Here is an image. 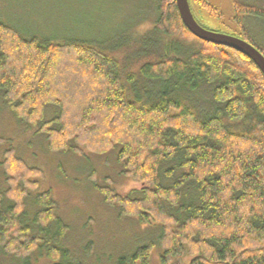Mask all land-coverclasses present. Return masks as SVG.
Instances as JSON below:
<instances>
[{
	"label": "trees",
	"instance_id": "trees-1",
	"mask_svg": "<svg viewBox=\"0 0 264 264\" xmlns=\"http://www.w3.org/2000/svg\"><path fill=\"white\" fill-rule=\"evenodd\" d=\"M189 3L217 14L209 0ZM233 3L242 35L234 36L264 55L244 24L255 10ZM156 8L152 29L105 46L25 36L0 18V99L52 152L117 150L141 196L96 190L121 219L161 226L157 241L120 264H150L155 247L161 264H264V75L238 51L196 38L176 0H156ZM203 88L207 109L198 105ZM0 166L1 254L31 264L39 251L53 264H82L61 246L70 227L51 191L39 192L44 172L12 147Z\"/></svg>",
	"mask_w": 264,
	"mask_h": 264
},
{
	"label": "rangeland",
	"instance_id": "rangeland-1",
	"mask_svg": "<svg viewBox=\"0 0 264 264\" xmlns=\"http://www.w3.org/2000/svg\"><path fill=\"white\" fill-rule=\"evenodd\" d=\"M233 1L255 10L244 15V24L254 44L264 49V0H209L217 14L200 11L195 5L191 9L204 28L242 36L234 20ZM156 17V0H0V18L25 36L37 34L50 40L77 37L103 46L119 40L125 32L140 34L152 29ZM202 95L198 105L207 109L210 98L207 88L202 89ZM0 139L3 140L0 157L12 147L28 165L44 172L39 192L51 191L59 206V216L70 227L61 246L70 251L71 261L120 264L121 259L131 258L139 247L158 240L159 224H142L136 218L121 219L119 206L106 205L95 188V184L110 186L121 195L141 196L142 185L122 174L117 150L105 155L87 151L82 154L52 152L45 135L19 120L1 99ZM6 187L0 166V189ZM193 196L191 192L185 202H190ZM37 211L33 198H28L25 216L31 215L32 219ZM161 252L159 247L153 249L150 264H161ZM39 255V251L34 253L30 263L53 264L46 255ZM0 264L24 263L0 252Z\"/></svg>",
	"mask_w": 264,
	"mask_h": 264
},
{
	"label": "water",
	"instance_id": "water-1",
	"mask_svg": "<svg viewBox=\"0 0 264 264\" xmlns=\"http://www.w3.org/2000/svg\"><path fill=\"white\" fill-rule=\"evenodd\" d=\"M176 6L184 25L196 38L238 51L251 59L264 75V55L256 47L242 38L214 32L201 26L193 15L189 0H176Z\"/></svg>",
	"mask_w": 264,
	"mask_h": 264
}]
</instances>
